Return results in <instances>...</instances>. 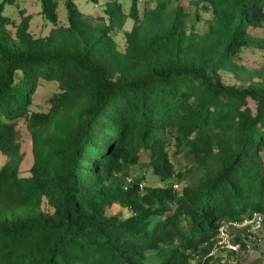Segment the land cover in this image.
Returning <instances> with one entry per match:
<instances>
[{"label": "trees", "instance_id": "trees-1", "mask_svg": "<svg viewBox=\"0 0 264 264\" xmlns=\"http://www.w3.org/2000/svg\"><path fill=\"white\" fill-rule=\"evenodd\" d=\"M15 1L0 0V264H192L191 250L215 264L221 220L264 211V67L236 61L245 46L264 48L249 32L264 24V0H192L212 9L205 32L174 0L143 12L139 0L129 12L109 1L107 23L67 0L69 23L38 37L29 14L8 28L4 7ZM41 2L57 22L59 0ZM129 16L121 50L112 30ZM42 77L58 89L48 110H32ZM23 118L34 155L26 175ZM141 150L170 184L141 187ZM115 202L133 212L108 213Z\"/></svg>", "mask_w": 264, "mask_h": 264}, {"label": "rangeland", "instance_id": "rangeland-1", "mask_svg": "<svg viewBox=\"0 0 264 264\" xmlns=\"http://www.w3.org/2000/svg\"><path fill=\"white\" fill-rule=\"evenodd\" d=\"M78 8L92 21L97 23L109 22V15L106 12L107 2L112 0H72ZM123 3L125 11L129 12L132 0H120ZM158 0H139L140 11L143 12L145 6L153 7ZM192 0H174V3L170 7H174L176 4H183L188 10L187 16L188 26L191 28L194 25L196 31L205 32L208 29L209 21L213 17L211 7H202L203 3L196 5L191 3ZM4 14L10 17L11 22L8 24V28L13 34H15L16 26L21 21L25 14L30 15L29 30L34 36H46L50 34L51 30L60 25H67L68 19V7L67 0H59L58 4V20L57 22L51 21L46 17L42 10L41 0H16L14 3H6L4 7ZM199 15V17L197 16ZM134 19L129 16L122 27H117L112 30V33L117 41L118 48L124 50L127 45L126 30L130 29L133 25ZM192 29V28H191ZM249 32L254 36H264V24L260 26H250ZM238 63L245 65L248 68H262L264 67V48L248 45L245 46L239 56L236 58ZM223 79L226 82H244L240 79V76L236 72L229 69H221ZM242 74V73H240ZM58 89L57 82L46 78H40L39 85L34 94V99L31 104L32 110H48L51 101L49 97ZM18 139L22 144V151L24 158L21 162V173L30 174V169L34 161V155L32 150V133L28 128L25 119H21L17 124ZM173 151V150H172ZM141 162L135 167V174L139 173L144 175L141 187L144 185H167L170 184V180L164 179L159 174L153 172L152 166L147 165L145 162L149 160L151 151L141 150ZM7 159V155L0 150V169ZM264 159V151H263ZM174 163L180 167L186 163L184 155L182 153L173 157ZM131 175V174H130ZM117 178L123 179L125 184H131L133 181L128 182L127 176L121 172H116ZM185 182L175 183L174 186L177 189H182ZM143 189V188H142ZM108 213H119L122 217L129 216L133 210L123 206L119 202H115L107 209ZM264 212V211H263ZM233 218L226 216L220 224L223 222L230 223ZM235 233V232H234ZM236 234V233H235ZM217 241V236L215 242ZM190 262L192 264L202 263L201 254L198 251L191 250L189 252ZM215 264H264V227L259 230L252 237H247L243 241V248L238 253L227 251L223 248H215L211 252Z\"/></svg>", "mask_w": 264, "mask_h": 264}, {"label": "built area", "instance_id": "built-area-1", "mask_svg": "<svg viewBox=\"0 0 264 264\" xmlns=\"http://www.w3.org/2000/svg\"><path fill=\"white\" fill-rule=\"evenodd\" d=\"M127 180L131 182L134 178L128 175ZM263 227L264 212L261 210H254L239 219H232L230 223L223 222L219 226L215 246L238 253L243 248L245 238L252 237Z\"/></svg>", "mask_w": 264, "mask_h": 264}]
</instances>
